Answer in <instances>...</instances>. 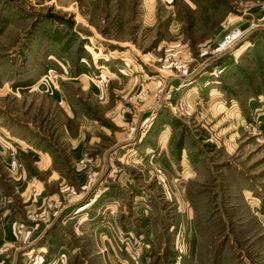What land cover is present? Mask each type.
I'll use <instances>...</instances> for the list:
<instances>
[{
  "label": "rangeland",
  "instance_id": "rangeland-1",
  "mask_svg": "<svg viewBox=\"0 0 264 264\" xmlns=\"http://www.w3.org/2000/svg\"><path fill=\"white\" fill-rule=\"evenodd\" d=\"M0 128L59 162L0 264H264L261 0H0Z\"/></svg>",
  "mask_w": 264,
  "mask_h": 264
},
{
  "label": "crops",
  "instance_id": "crops-1",
  "mask_svg": "<svg viewBox=\"0 0 264 264\" xmlns=\"http://www.w3.org/2000/svg\"><path fill=\"white\" fill-rule=\"evenodd\" d=\"M132 50H130L131 53ZM128 52L122 53L123 55H120V58L124 61V63L127 67V72L123 71L124 74L123 76H129L130 73L133 75L131 76L132 78L130 80H135L137 79L138 75H140V70L138 67L129 65V58H128ZM134 55V54H133ZM121 56H125L124 58ZM136 57V60H138V56L134 55ZM96 66V65H94ZM148 71L150 70L147 68ZM151 71V70H150ZM91 73L93 71H90ZM104 73V72H102ZM90 80H92L90 78ZM23 138V137H20ZM17 137H13L12 135L8 134V131H5L4 129L0 128V167H3L4 172L7 174L8 181H4L9 183L10 185L14 186V191L16 194H18L17 197H24V198H33V196L38 195L42 196V194H47V182L50 181L49 178H45V175L52 171L51 177L55 176L56 170H58V161L57 158L55 157L54 153L50 151L49 146L45 145V140L40 141L39 143H36L35 141H31V139L23 138L20 139ZM129 146H122L120 150L118 151L120 154V158L123 160L125 159L126 155H130V153H133L134 151L131 152L128 148ZM163 147V146H162ZM14 150L17 156V164L18 168L16 171L12 172L9 169V154L10 152ZM150 150H156L155 146H152L150 144ZM122 154V155H121ZM56 159V161H55ZM58 162V163H57ZM114 164V161H112ZM167 165H169L168 161H165ZM172 164V163H171ZM190 173L188 171L186 172V176L188 177ZM176 176V174H175ZM185 176V175H184ZM55 178V177H54ZM183 178V177H181ZM187 180V178L185 177ZM4 182H3V176L0 173V204H2V200L4 197H9L6 199H9L10 201H13L12 196L14 194H3V191L5 189L4 187ZM4 187V189H3ZM11 190V189H10ZM134 193L137 197L135 200L137 201H142V192ZM15 197V196H14ZM5 199V198H4ZM9 201V205L10 202ZM134 209H139L137 211V214L141 215L145 213L148 208H134ZM1 210V208H0ZM23 213V208H14L13 212H10V215L8 219H5V226H10L8 223L15 222V226H17L18 222H24L21 221V214ZM21 216V217H20ZM21 218V219H20ZM10 221V222H9ZM108 234V233H106ZM148 238L151 237L150 233L146 231V235ZM13 238V237H12ZM126 260V259H123ZM127 264H132L128 262Z\"/></svg>",
  "mask_w": 264,
  "mask_h": 264
},
{
  "label": "built area",
  "instance_id": "built-area-1",
  "mask_svg": "<svg viewBox=\"0 0 264 264\" xmlns=\"http://www.w3.org/2000/svg\"><path fill=\"white\" fill-rule=\"evenodd\" d=\"M264 4V0H261ZM242 31L240 30H235L230 36H228L227 39H225V41L220 45L221 49H225L228 48L232 43H234L241 35H242ZM9 169L14 172L16 171V169L18 168V164H17V156L16 153L14 152V150H12L9 154ZM19 234L21 233V231L18 232Z\"/></svg>",
  "mask_w": 264,
  "mask_h": 264
},
{
  "label": "water",
  "instance_id": "water-1",
  "mask_svg": "<svg viewBox=\"0 0 264 264\" xmlns=\"http://www.w3.org/2000/svg\"><path fill=\"white\" fill-rule=\"evenodd\" d=\"M59 19V18H58ZM59 20H61V19H59ZM61 22H63L62 20H61Z\"/></svg>",
  "mask_w": 264,
  "mask_h": 264
}]
</instances>
